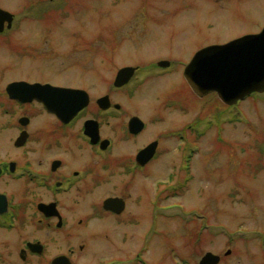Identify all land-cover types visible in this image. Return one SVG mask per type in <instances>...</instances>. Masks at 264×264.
<instances>
[{"label":"rangeland","instance_id":"374dc122","mask_svg":"<svg viewBox=\"0 0 264 264\" xmlns=\"http://www.w3.org/2000/svg\"><path fill=\"white\" fill-rule=\"evenodd\" d=\"M0 9L16 14L15 24L23 26L0 36V88L19 77L71 82L63 75L84 72L111 82L124 67L173 61L133 100L144 116L160 114L151 123L161 134L200 121L186 130L185 141L163 137L169 158L153 165L155 190L179 186L156 192L161 234L158 229L154 256L158 260L170 246L168 264H199L208 252L219 255L220 264H264V93L228 107L214 93L197 97L183 77L197 50L260 32L264 0H0ZM48 34L53 53L46 52ZM37 47L46 55L36 54ZM46 57L56 64H46ZM98 83L89 81L93 96ZM136 207L129 209L133 215ZM93 227L88 255L100 264L104 252L114 255V246L105 250L100 222ZM117 228L109 240L115 241Z\"/></svg>","mask_w":264,"mask_h":264},{"label":"flooded vegetation","instance_id":"af4514ba","mask_svg":"<svg viewBox=\"0 0 264 264\" xmlns=\"http://www.w3.org/2000/svg\"><path fill=\"white\" fill-rule=\"evenodd\" d=\"M15 20L14 16L10 27L5 23L0 36H10L23 27ZM46 27L47 32L54 31ZM45 36L50 37L46 52L53 53V36ZM37 48L36 54L46 55ZM163 61L169 66L159 67ZM45 62L56 64L47 57ZM173 64L165 58L150 67H134L131 79L121 86L115 81L118 72L111 82L103 74L87 77L84 72L63 75L71 82L34 75L13 79L0 88V264H92L88 251L96 241L91 236L95 221L100 222L99 234L107 241H102L105 250L114 246V255L107 257L104 252L100 264L171 261L170 246L158 260L153 253L159 229L154 198L157 191L169 192L176 186L167 184L155 190L150 182L156 161L169 158L163 137L185 141L187 126L161 134L153 128L160 114L153 111L144 116L133 100L149 78L163 75ZM91 80L99 82V95H92ZM17 82L82 90L88 95V104L73 117L62 119L43 101H27V88L9 89ZM53 101L63 100L55 97ZM175 103L171 101L168 107ZM150 146L154 155L149 153L139 161L140 153ZM106 191L112 193L92 198V194ZM110 198L118 199L122 213L105 209L103 203ZM132 206H137L134 215L129 210ZM113 225L118 227L115 241L109 240Z\"/></svg>","mask_w":264,"mask_h":264},{"label":"water","instance_id":"95a60500","mask_svg":"<svg viewBox=\"0 0 264 264\" xmlns=\"http://www.w3.org/2000/svg\"><path fill=\"white\" fill-rule=\"evenodd\" d=\"M10 27L13 23L12 13L0 9V32H3L5 23ZM161 67H168L169 62L159 63ZM135 68L124 67L119 70L117 85L127 83ZM186 81L197 97L217 93L220 100L228 105H235L253 93H264V28L255 34H245L225 44L205 46L193 56L185 68ZM27 88V101L38 99L44 102L47 109L63 116L73 117L88 103L86 92L77 89L55 88L51 85L29 84L17 82L9 89ZM59 97L63 101L55 102ZM154 155L155 150L148 147L138 157L144 160L147 154ZM150 156V157H151ZM107 210L122 213L118 208V199L110 198L105 201ZM228 252L227 254H229ZM221 257L208 252L202 258L201 264H219Z\"/></svg>","mask_w":264,"mask_h":264}]
</instances>
